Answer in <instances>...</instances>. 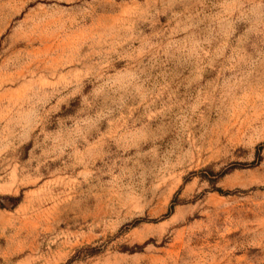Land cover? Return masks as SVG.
Returning <instances> with one entry per match:
<instances>
[{"label": "rangeland", "instance_id": "1", "mask_svg": "<svg viewBox=\"0 0 264 264\" xmlns=\"http://www.w3.org/2000/svg\"><path fill=\"white\" fill-rule=\"evenodd\" d=\"M0 264H264V0H0Z\"/></svg>", "mask_w": 264, "mask_h": 264}]
</instances>
